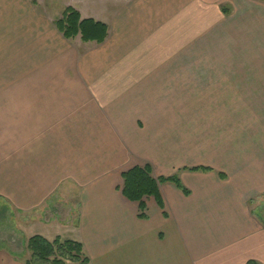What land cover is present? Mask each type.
I'll use <instances>...</instances> for the list:
<instances>
[{"label":"crops","instance_id":"1","mask_svg":"<svg viewBox=\"0 0 264 264\" xmlns=\"http://www.w3.org/2000/svg\"><path fill=\"white\" fill-rule=\"evenodd\" d=\"M134 3L119 27L81 16L107 37L73 45L32 0H0V200L26 229L62 226L71 238L55 237L81 243L90 264H264L253 208L264 198V79H203L198 68L224 62L186 25L190 0ZM262 31L259 46L235 50L246 68L264 67ZM138 166L189 195L160 185L139 218L121 193V174ZM19 255L5 244L0 264H25Z\"/></svg>","mask_w":264,"mask_h":264},{"label":"rangeland","instance_id":"2","mask_svg":"<svg viewBox=\"0 0 264 264\" xmlns=\"http://www.w3.org/2000/svg\"><path fill=\"white\" fill-rule=\"evenodd\" d=\"M128 1L131 3L128 4L129 6L135 4V0H32V5L43 12L50 23L52 22L51 20H58L63 11L70 7L78 11L82 17H91L105 23L107 22L109 27H112V25L114 27H119L121 14L122 12H127V8L129 7L126 4ZM212 1L214 2L205 6L201 0H190V4H187V8L191 11L192 18L191 24L186 25L192 29V33L201 34L199 39H207L209 49L206 47L204 48L209 50L208 53L210 55L223 61L224 68H198V73L202 72L204 75L203 79H250V77L253 79V76L264 79V67L257 69L246 68L245 61L242 63V59L240 61L236 59V55L240 56L239 59L242 58L243 53H241V55L239 52H235L238 46H246L249 43L253 46H259V41L255 40H258V35L264 28V4L258 3L255 5L254 9L252 7L253 4H247L245 0H241V2L235 4H222L217 2V0ZM223 8H226L225 17L219 13L220 9ZM253 13H255V15ZM163 22V27L169 26L167 24V19ZM262 33H264V31H262ZM261 36L262 39L260 41L263 43L262 40L264 39V35L262 34ZM251 40L253 41L251 42ZM69 41H71L70 44L73 45L78 43L76 38ZM159 70L160 73L155 77V81L162 82V90H166L165 87L167 81L170 79V72L174 70L168 68L167 63ZM177 74L180 75L178 79L180 77L183 78L184 69H179ZM195 74L198 76L196 71ZM195 74H193L194 78L197 77ZM33 78L40 79V77L35 76ZM5 81L8 83L7 81H9V79H5ZM164 93L166 92L163 91L162 95H164ZM161 107L162 109H160V112H168V103L166 99L162 100ZM253 208L258 220L264 224V198L255 201ZM57 215L59 219L67 218L66 211L58 210ZM25 223L26 221L23 216L16 215V213L5 206L4 202L0 200V247H5V244L6 246L9 244H11L12 247L16 246L18 253H20L19 256L22 257L24 262L31 260V254L26 251L27 238L42 236L47 238L46 240L50 242H52L57 235L63 238H71L62 226L58 229L34 222V227H28V229H26ZM33 264L47 263L36 262ZM65 264L71 263L66 262Z\"/></svg>","mask_w":264,"mask_h":264},{"label":"trees","instance_id":"3","mask_svg":"<svg viewBox=\"0 0 264 264\" xmlns=\"http://www.w3.org/2000/svg\"><path fill=\"white\" fill-rule=\"evenodd\" d=\"M225 13V10L223 11ZM57 30L66 40H73L80 36L83 43L102 44L108 33V28L104 23L93 19H82L78 11L67 8L61 17L55 21ZM195 170V169H194ZM207 170V169H202ZM121 193L124 198L138 205V217L145 218L146 205L144 199L154 198L159 201L158 187L171 183L184 195H189V191L182 185L180 180L173 176L169 178L160 177L154 179L149 166L134 167L121 174ZM26 251L31 254V260L25 264L44 262L47 264H90L85 255L81 243L69 239L56 237L52 242L42 236H33L28 239ZM247 264H258L249 261Z\"/></svg>","mask_w":264,"mask_h":264}]
</instances>
